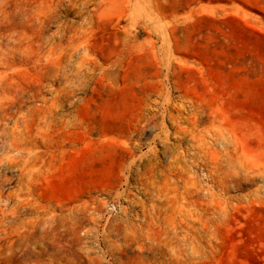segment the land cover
I'll list each match as a JSON object with an SVG mask.
<instances>
[{
	"label": "rangeland",
	"instance_id": "rangeland-1",
	"mask_svg": "<svg viewBox=\"0 0 264 264\" xmlns=\"http://www.w3.org/2000/svg\"><path fill=\"white\" fill-rule=\"evenodd\" d=\"M0 264H264V0H0Z\"/></svg>",
	"mask_w": 264,
	"mask_h": 264
}]
</instances>
